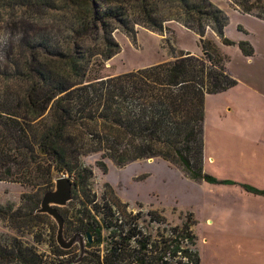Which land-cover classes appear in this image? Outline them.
Returning a JSON list of instances; mask_svg holds the SVG:
<instances>
[{
    "label": "rangeland",
    "instance_id": "374dc122",
    "mask_svg": "<svg viewBox=\"0 0 264 264\" xmlns=\"http://www.w3.org/2000/svg\"><path fill=\"white\" fill-rule=\"evenodd\" d=\"M209 1L226 15L224 37L232 44H225L210 28L204 39L218 49L226 72L236 81L225 92L205 96L204 133L198 141L201 138L204 141L203 172L219 181L214 184L191 178L164 138L151 142L154 154L151 158L117 161L136 154L134 150L140 143L136 140L138 134L130 136L123 124L113 121L118 107L113 103L120 100L123 103L118 105L122 106L134 102L140 107L142 94L141 99L148 100H144L146 107L139 109L140 117H144L156 107L151 106L155 102L153 92L178 91L175 86L162 81V76L153 77L152 82L136 90L128 87L131 82L121 85L127 89L122 94L113 90L114 96L102 86L108 83L116 88L118 82H110L111 79L173 64L182 58V52L190 53L197 67L210 66L207 59L210 50L203 48L200 36L175 20L166 21L167 30L161 34L136 25L135 38L115 29L113 38L120 49L112 59L105 60L100 38L91 43L75 35L72 28L75 0H18L14 7L0 8V98L8 83V90L17 99L15 104L20 106L12 111V119L25 123V132L10 129L7 152L11 150L12 158L0 155V207L12 204L11 215L18 209L23 215L12 221L7 220L11 215L6 219L0 216V243L8 244L11 250L28 248V252L41 256V264L58 261L49 245L52 240L57 242L56 222L39 214L42 219L28 224L24 214L38 197L42 200L46 192L54 190L57 179L66 176L78 184L76 201L60 209L70 227L71 223H77L74 218L77 209L86 208L81 204L85 201L82 192L88 188L92 197L87 201L88 209L93 217L94 204L111 203L122 212L124 216L119 217L123 220L128 213L139 215L138 222L146 228V234L155 235L158 229L189 223L196 235L200 264H264V195L248 190L264 191V21L243 13L232 1ZM166 4L170 7V1ZM166 4L160 1L162 17L174 18L172 14H164ZM241 43L251 46L252 55L244 53ZM32 44L35 46L30 48ZM83 55L85 58L80 60L83 76L66 83L69 89L66 95L50 92V97H54L52 103L34 120L25 107V95L45 96L56 84L51 80L34 89L33 83L41 82L38 70L46 73L55 69L62 73L67 60ZM28 65H34L37 72L29 71ZM84 88L102 97L98 101L83 99ZM110 100L114 106L106 109ZM55 126L62 129L60 140L68 155L69 166L62 170H58L56 158L37 145L41 135ZM183 146L180 141L177 147ZM80 168L90 173L84 186L78 179ZM124 205H128L126 210ZM150 211L157 212V218L165 222L157 224L151 220L147 216ZM74 232L69 229L65 233L73 236ZM107 237L108 233L103 231L104 244L97 249L102 257L106 255ZM71 250L79 256L80 245ZM89 250L86 247L84 256ZM13 262L23 264L16 259Z\"/></svg>",
    "mask_w": 264,
    "mask_h": 264
},
{
    "label": "trees",
    "instance_id": "16d2710c",
    "mask_svg": "<svg viewBox=\"0 0 264 264\" xmlns=\"http://www.w3.org/2000/svg\"><path fill=\"white\" fill-rule=\"evenodd\" d=\"M17 1L0 0V8L14 7ZM160 1L163 4L170 1V7L166 4L167 11L163 12L165 15L172 14L174 18L165 19L162 17ZM229 1H232L233 6L243 13L254 15L264 21V0ZM75 5L77 9L74 10V25L72 27L76 32L75 35L83 36L91 43L93 40L100 38L102 41L101 46H103L102 56L105 60L112 59L119 52L120 45L113 38L114 30L119 28L129 37L135 38L137 34L136 25L161 34L164 30H167L164 23L175 20L201 37L203 48L210 50V52H207L210 66L202 64L197 67L193 64V58L190 53L184 54L182 52V58L173 64L158 65L119 76L114 80L111 79L110 82H118L119 85H116V88H113V85H108V83H104L102 86L110 90L114 96L113 90H117L122 94L127 89L121 85L131 82L128 87L136 90L141 85L147 84L148 81L152 82L153 77L162 76V81L164 80V82H168L178 89L175 92H161L160 94L153 92L155 102L151 106L156 107L152 113L146 112L144 117H140L139 109L145 108L144 100L147 102L148 100H142V94L139 99L141 100L140 107L136 106L134 102L124 103L122 106L118 105L123 103L120 100L113 103L118 106L116 109L117 117L113 118V121L119 125L123 124V129L130 136L138 134L139 138L136 140L140 143L134 150L136 154L130 158L127 156V159L120 158L117 160L118 162L153 157L151 142L155 138L157 140H163L164 138L170 147L169 149L176 152L183 164V170L191 178L212 184L219 183L216 178L203 172L204 141L202 138L205 121V96L225 92L235 86L236 81L226 72L224 58L218 49L210 42L205 41L204 38L210 28L222 37L225 44H232L230 40L224 37V30L228 22L224 12L214 6L209 0H75ZM39 45L42 46V43H39ZM33 46L35 45H30V48H33ZM240 47L246 55H252L253 49L251 46L241 43ZM84 58L85 56L83 55L79 58L67 60L64 65L65 70L62 73L55 69H50L46 73L38 70L41 82H34L32 85L34 89L36 86H41V84L50 83L51 80L56 81V84H53L52 88L49 89L50 91L45 93V96L37 95L36 93L34 95H25V107L31 117L35 118L34 120L41 117L52 103L54 97H50V92L66 95L69 93H66L69 90L66 87V83L72 82L74 78L83 76L81 73L84 69L81 68L82 61L80 60ZM28 69L33 73L37 72L34 65H30V67L28 65ZM3 74L5 75L6 72H3ZM98 80H101L100 82L105 81L102 78H98ZM4 86L3 95L0 98V155L2 157L7 156L10 160L12 158L11 150L7 152L10 129H20L21 132H25V123L12 119L14 117L12 111L15 108L19 109L20 106L18 103L15 104L14 101L17 99H14V93L8 90L9 84L6 83ZM87 86L91 88L90 85ZM81 90L86 92L83 99L98 101L99 97H102V94L99 93L98 97L97 93L89 92L86 88ZM72 94L67 95V98ZM9 97L12 98L11 101L8 100ZM147 102L146 105L148 106ZM142 103L143 106H141ZM106 105V109L109 106H114L112 105V100L108 101ZM113 109L115 110L114 107ZM61 132V127L55 126L41 135L37 143L40 150L48 152L52 157L56 158L57 164H59L58 170H62L65 165L69 166L67 150L63 147V140H60L62 138ZM199 135L202 138L198 141ZM180 141L184 143L183 149L177 147ZM193 157L195 161L192 163L191 158ZM89 174L88 170L80 168L78 179L83 186L88 184ZM76 185H78L77 182L73 188V198L69 203L70 205L76 201ZM87 190L88 188H83L82 193L85 196V201L83 199L81 203L86 208L82 209L79 207L75 212L74 218L77 223H71L70 227L65 219L66 216L62 214L65 220V231L70 229L76 233H85V235L90 232L95 237L94 244L89 246L88 255L84 256L80 264H200V257L196 250V235L191 231L189 223L183 226L171 227V229H158L155 235L152 233L146 234V228L138 222L139 215L128 213L127 218L123 220L119 217L122 212L111 203L94 204L95 215L93 217L89 213L87 202L92 197H90ZM248 190L254 194L264 195V191L253 188H248ZM80 198L82 199L83 196ZM91 202L94 203L93 201ZM40 203L41 200L38 197L36 202L24 214L28 224H35L42 219V215L35 212L39 208ZM125 207L127 208L128 205L123 206L124 209ZM13 208L12 204L0 207V216L3 219L8 218ZM21 214V210H15L7 220L12 221L17 216L22 218L23 215ZM99 216H101L100 221L97 219ZM147 216L157 224L165 222L163 219L157 218V212L150 211ZM192 216L193 214H191L190 218ZM103 231L108 233V237L105 245L106 255L102 257L97 249L104 244L102 239ZM56 243L55 240L49 242L53 253L58 258V261H55L54 264H73L79 257L78 253L71 249L63 250ZM40 258L41 256L36 253L28 252V248L25 250L21 248L19 250H11L8 244L0 243V264H13L16 263L13 262L15 259L23 264H41Z\"/></svg>",
    "mask_w": 264,
    "mask_h": 264
},
{
    "label": "water",
    "instance_id": "95a60500",
    "mask_svg": "<svg viewBox=\"0 0 264 264\" xmlns=\"http://www.w3.org/2000/svg\"><path fill=\"white\" fill-rule=\"evenodd\" d=\"M74 186L75 182L69 177L63 176L57 179L55 181L54 190L46 192L43 195L40 206L36 210V214L48 215L56 222L58 226L56 240L61 249L70 250L76 244L80 245L79 257L73 263L77 264L81 262L83 256L86 254L87 243H91L93 238L90 232L87 233V235L76 233L70 239L65 237V220L60 209L67 207L72 201Z\"/></svg>",
    "mask_w": 264,
    "mask_h": 264
},
{
    "label": "flooded vegetation",
    "instance_id": "af4514ba",
    "mask_svg": "<svg viewBox=\"0 0 264 264\" xmlns=\"http://www.w3.org/2000/svg\"><path fill=\"white\" fill-rule=\"evenodd\" d=\"M65 232H66V231H65ZM88 233H89V232H88ZM82 234H85V233H82ZM86 235H87V234H86ZM65 237H66L67 239H70L72 236H71V235L67 236L66 233H65ZM92 238H93V241H92L91 243H89V242L87 243V246H86L87 249L89 248L90 245H93L94 242H95V237L92 236ZM86 239H87V237H86ZM72 248H73V247H72ZM72 248H71V249H72ZM74 252H76V251H74Z\"/></svg>",
    "mask_w": 264,
    "mask_h": 264
}]
</instances>
